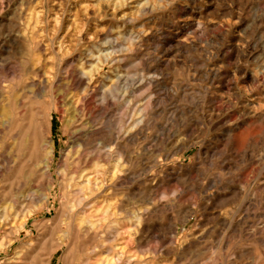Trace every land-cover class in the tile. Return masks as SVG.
I'll use <instances>...</instances> for the list:
<instances>
[{
	"label": "rangeland",
	"instance_id": "obj_1",
	"mask_svg": "<svg viewBox=\"0 0 264 264\" xmlns=\"http://www.w3.org/2000/svg\"><path fill=\"white\" fill-rule=\"evenodd\" d=\"M75 107L122 162L92 231L60 169ZM109 260L264 264V0H0V264Z\"/></svg>",
	"mask_w": 264,
	"mask_h": 264
},
{
	"label": "bare ground",
	"instance_id": "obj_2",
	"mask_svg": "<svg viewBox=\"0 0 264 264\" xmlns=\"http://www.w3.org/2000/svg\"><path fill=\"white\" fill-rule=\"evenodd\" d=\"M84 77L85 76L76 77L72 75L71 84L73 85V87L74 86L80 87L84 81ZM38 81L37 83L33 81L34 83L32 82L33 83L32 85L39 86L41 90H43L45 87V80L43 79L40 82ZM113 91H116V87L113 88L112 91L105 90L102 92V96L100 100V110L97 111L96 113L100 115H104L107 107L111 105ZM82 111L83 110L80 107H75L66 126V129L68 128L70 132L72 145L70 144L71 147L67 151L64 157L65 159H63L64 161L62 167L60 169L63 175L62 176L63 184L65 188L66 189L72 188L75 191L74 196L71 202L69 203V210L71 212H74L76 206H79L80 208L79 211H85L87 207L91 208L92 212L91 211L90 212L92 214H90L89 216L87 215L82 216L79 221L80 224L87 225L86 227L87 230L89 229L92 231L94 230L99 220H106L109 216L113 215L111 207L106 209L105 211H101L99 210L98 207L94 206L95 203L93 201L95 200L94 199L95 196L92 197L94 193V189L99 191L96 194V197L103 194L101 189H105V188H102L103 186H100L101 184L100 177L110 174L113 176V178H115L117 173L119 172L121 173L122 162H121V156H119L117 153V149L119 147L118 137L115 136V134H111L110 136L109 135L105 136L104 135L105 133H103L102 130L103 128H96L95 126L90 125L89 124L90 122L86 120L84 121L82 117ZM48 150L50 151L48 152L46 159L43 161V165H44L43 168L46 175L51 177L53 181L52 172H51L52 161L54 159L53 143H50L48 145ZM117 157L119 159H117ZM108 190H110L109 187L105 189V192ZM94 214H100L103 216V218L95 220L96 216H94ZM137 218L139 219V217ZM108 263L115 264L110 260Z\"/></svg>",
	"mask_w": 264,
	"mask_h": 264
}]
</instances>
